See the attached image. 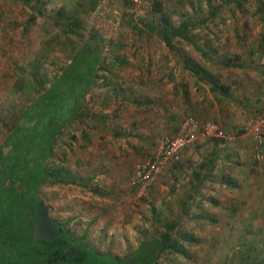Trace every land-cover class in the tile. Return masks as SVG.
<instances>
[{
	"label": "rangeland",
	"instance_id": "rangeland-1",
	"mask_svg": "<svg viewBox=\"0 0 264 264\" xmlns=\"http://www.w3.org/2000/svg\"><path fill=\"white\" fill-rule=\"evenodd\" d=\"M104 1L0 0V153L72 53L99 45L87 113L61 127L44 165L58 174L38 188L50 218L116 257L175 223L182 254L172 248L161 264H264V160H253L246 128L264 95V0ZM183 22L187 37L168 46L159 30ZM215 81L234 89L222 120ZM50 116L41 123L53 128L60 118ZM188 116L236 129L233 142L206 138L196 147L205 146L199 157L209 160L214 190L189 195L194 167L181 157L149 187H134L135 164ZM218 141L221 156L211 159Z\"/></svg>",
	"mask_w": 264,
	"mask_h": 264
},
{
	"label": "trees",
	"instance_id": "trees-1",
	"mask_svg": "<svg viewBox=\"0 0 264 264\" xmlns=\"http://www.w3.org/2000/svg\"><path fill=\"white\" fill-rule=\"evenodd\" d=\"M97 6H91L92 10L96 11ZM215 9L211 8V15L216 13ZM99 12L97 10L94 17H99ZM76 23L77 21L73 24ZM190 26V23L183 22L177 28H164L158 33L169 46L171 38L187 37L186 31ZM67 31L73 33L69 26ZM101 57L100 47L93 48L87 41L81 44L62 69L59 80L49 89L39 91L30 109L23 112V123L15 125L13 136L7 139L16 151L9 168L2 165L4 158L0 153V264H161L160 258L172 248L182 254L171 238V230L176 228L175 223H166L163 230L151 235L135 251L124 257L100 253L60 225L58 236L51 241L33 239V215L37 210V203L42 200L38 196V188L48 181V177L58 175L57 172L47 171L43 165L52 153V143L61 134V127L72 115H86L84 94L92 83ZM70 100L71 105L68 104ZM50 115L60 120H57V125L52 130L45 129L41 136L35 130L24 128L28 124H48ZM42 120L44 123H41ZM67 250L75 251L76 254L67 257L62 253Z\"/></svg>",
	"mask_w": 264,
	"mask_h": 264
},
{
	"label": "built area",
	"instance_id": "built-area-1",
	"mask_svg": "<svg viewBox=\"0 0 264 264\" xmlns=\"http://www.w3.org/2000/svg\"><path fill=\"white\" fill-rule=\"evenodd\" d=\"M246 128L253 144L252 158L261 162L264 160V95L259 114L247 122ZM236 134L216 121H202L188 116L183 119L176 133L163 135L145 158L135 164L131 183L139 190L149 187L164 169L180 160L181 152L194 144L199 135L229 143L237 138Z\"/></svg>",
	"mask_w": 264,
	"mask_h": 264
},
{
	"label": "crops",
	"instance_id": "crops-1",
	"mask_svg": "<svg viewBox=\"0 0 264 264\" xmlns=\"http://www.w3.org/2000/svg\"><path fill=\"white\" fill-rule=\"evenodd\" d=\"M222 86L227 88V89L224 90ZM209 90L214 91V117L218 120H222L223 116H224V113H222V109L223 108H228V109L231 108V106L228 103L233 102L230 94L232 93V91L234 89H233V87H230L227 84H222V83H219L218 81H215L214 86L211 85ZM226 102H227V105L224 106L223 103H226ZM257 113L259 114V112H257ZM230 114H232V113H230ZM182 121H180V124ZM226 129H228L229 131H235L236 132L235 128L234 129L226 128ZM204 139H206V138L203 137L202 135H199L196 142L194 144L190 145L191 147L189 146L181 152V163L184 165H190L189 168L194 167L192 169V175H190L191 176V178H190L191 182H189V184L187 185V188H186L189 190V195H191L193 197L203 196V195H206L205 191L214 190V171L206 170L207 163H209L208 162L209 160L207 159L204 161V160H202V157H199L200 152L203 149H205V146H202V147L196 149V147H198V145L200 143H202L204 141ZM220 145L221 144L219 143V141L217 144H214V147L212 148L214 150L213 151V158H211V159H214V154H215L216 158L221 156V155H218V151L220 150V148L218 146H220ZM171 165H173V164H171ZM201 168H202V170H201Z\"/></svg>",
	"mask_w": 264,
	"mask_h": 264
},
{
	"label": "water",
	"instance_id": "water-1",
	"mask_svg": "<svg viewBox=\"0 0 264 264\" xmlns=\"http://www.w3.org/2000/svg\"><path fill=\"white\" fill-rule=\"evenodd\" d=\"M34 219V240L51 241L54 237L58 236V225L50 218L47 206L42 200L37 203V213L34 215ZM62 253L67 257H72L76 254L75 251L69 250L63 251Z\"/></svg>",
	"mask_w": 264,
	"mask_h": 264
},
{
	"label": "flooded vegetation",
	"instance_id": "flooded-vegetation-1",
	"mask_svg": "<svg viewBox=\"0 0 264 264\" xmlns=\"http://www.w3.org/2000/svg\"><path fill=\"white\" fill-rule=\"evenodd\" d=\"M103 3H105V5H107L108 3H107V0H105ZM96 46H98V47H100L99 45H96ZM96 46H94L93 48H95ZM68 104H72V101L70 100L69 102H68ZM56 122H57V120H55ZM57 125V123L55 124V126ZM20 127V126H19ZM22 127H24V126H22ZM42 128V130H41V128ZM52 126H46V125H44V127L42 126V125H30V124H28V125H25V127L24 128H26V130H28V129H30V130H35V133L37 134V135H42L41 133L42 132H44L45 131V129L46 130H52L53 128H51ZM51 128V129H50ZM44 129V130H43ZM37 130V131H36ZM19 136H20V134H19ZM23 138H24V136H23ZM53 144V143H52ZM6 149H8L7 151H6ZM1 153L3 154V158H4V161L2 162V165L3 166H5L6 168H9L10 167V162H11V158L12 157H14L15 156V154H16V151H15V149H13V145L12 144H10V143H7L6 144V146L5 147H3L2 149H1ZM44 166V165H43ZM37 213V210L35 211V213H34V215ZM34 215H33V217H34ZM35 224V223H34Z\"/></svg>",
	"mask_w": 264,
	"mask_h": 264
}]
</instances>
